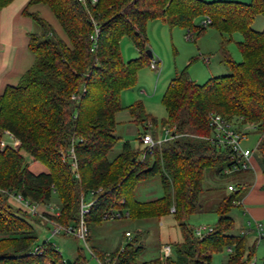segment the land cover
<instances>
[{
  "label": "trees",
  "instance_id": "16d2710c",
  "mask_svg": "<svg viewBox=\"0 0 264 264\" xmlns=\"http://www.w3.org/2000/svg\"><path fill=\"white\" fill-rule=\"evenodd\" d=\"M13 0H0V9ZM47 6L65 33V43L35 13L32 5ZM38 31L29 35L32 66L15 86L0 95V140L8 131L18 141V149H0V264H66L51 244L42 243V255H30L36 245L35 225H45L39 217L15 209L3 193L21 194L34 204L47 203L53 194L60 202L57 221L67 226L77 221L80 198L98 189L87 226L99 224L105 213L128 212V218H160L174 208L182 242L175 245V261L170 264H209L211 254L233 247L228 264H240L245 253L254 256L256 243L246 250L244 238L232 234L229 217L241 192L220 199L215 208L217 221L212 232L196 238L187 225L189 216L203 212L204 174L223 177L229 166V152L219 150L204 138L212 133L209 116L217 114L238 128L252 125L260 135L256 153L264 174V30L251 25L256 16L264 18V0L204 2L201 0H30L22 12ZM210 19L211 27L224 37L220 43L221 63L228 74L202 85L186 74L172 80L163 97L166 112L163 126L170 138L154 148L153 154L131 148L128 142L111 161L107 156L119 139L115 135V115L120 112L121 92L136 83L137 72L149 65L146 54V27L161 21L169 29L201 32L198 19ZM93 23L98 28L94 41ZM238 32L242 61L235 63L226 45ZM131 40L139 52L135 60L124 62L122 38ZM72 97H75L72 100ZM132 122L156 125L140 103L128 107ZM153 135V133H152ZM73 147L78 178L62 163L60 152ZM22 152L43 165L46 173L33 174L25 166ZM158 177L162 197L138 202L135 190L140 182ZM139 249L132 246L111 254L114 264H136ZM103 258V254H97ZM246 258V259H247ZM71 264H85L79 260Z\"/></svg>",
  "mask_w": 264,
  "mask_h": 264
},
{
  "label": "rangeland",
  "instance_id": "374dc122",
  "mask_svg": "<svg viewBox=\"0 0 264 264\" xmlns=\"http://www.w3.org/2000/svg\"><path fill=\"white\" fill-rule=\"evenodd\" d=\"M246 1L248 2L249 0H242V2ZM263 19L262 16H256L253 28L260 26L258 30H263ZM148 23L147 26H149L150 29L148 31L149 41L147 50L151 52L152 58L159 62L160 81L157 86V91L153 94L158 72L154 73L151 71L149 65L144 66L137 72L135 85L124 92V99L126 98V101H123V103H126L127 107L135 103H140L145 114L156 120L157 123L151 130L152 132H157L159 136L161 130H163L164 134L165 130H167V126H163V121L166 120V112L162 105V97L167 89L166 86H168L172 78L184 73L190 80L196 82L198 85H202L211 76L228 74L229 71L225 65L220 63L221 56L219 54V47L223 35L218 33L215 29L207 27L204 31L199 33L193 32L192 38L187 39L186 35L187 32H189L188 30L180 28L169 29L167 26H164V30L161 32L158 28L159 25H161L159 24L161 23L160 21H149ZM201 23L202 21L200 22L199 20L194 21L195 25H201ZM241 39L242 36L238 32L233 33L230 35V41L226 45V51L235 63H240L242 61L241 54L237 47ZM119 47L121 58L125 63L138 57L139 53L130 39L126 37H124V39L122 38ZM120 117L121 116H119V118ZM130 121L132 122V119H130ZM119 122L120 124L117 127L119 132L117 133H120L122 139L117 142L115 147L108 154L107 158L109 161L120 153L123 142H129L134 150L139 149V151H142L143 149L138 141L139 137L136 134L128 133V128L126 127L128 123L126 119H119ZM140 130L142 132L141 128ZM260 138V135L255 131L249 132L246 139L241 143L243 151L250 154L252 151L256 150ZM162 139L164 140L165 136L162 137ZM1 140L7 145L12 143L11 138L4 134H2ZM18 147L19 146L15 147V150L18 149ZM22 155L25 160V166L28 167L30 172L33 174L47 172V169L43 165L34 163L29 155L24 152H22ZM236 174L238 173L216 178L218 184H221L219 191L210 196L206 207L213 208L219 199L231 193L227 191L226 186L228 183L235 181V178L238 176ZM209 175H211L210 172L204 174L205 187L207 186ZM159 182L160 180L158 177L140 182L135 190V198L139 201L147 202L160 198L163 193ZM245 189L246 188L242 189L239 193L237 197L238 201L243 197ZM89 200L90 198L85 195L84 201L88 202ZM8 201L12 207L24 212L17 204L10 200ZM47 205H53L54 211H48L46 209ZM236 210L237 208L233 207L231 209V215L234 214ZM39 211L51 216H54L58 211L60 212L58 196L53 194L47 203L40 204ZM216 221L217 219L214 215L194 214L189 216L185 223L193 230L199 226H214ZM49 229V226H43L42 224L34 226L37 238L36 245H41L48 239V243L56 247L58 254H60L63 260L69 259L71 263H75L79 260L85 264H95L94 259L91 257L82 241L62 234L51 237ZM127 231L131 234V237L128 239L124 237V233ZM181 242L182 236L179 222L175 219L174 215L167 214L160 218L142 220H132L127 217L102 220L99 224H92L89 230V236L86 240V245L97 257V254H103V256L111 255L118 249H123L126 246H132L134 249L138 248L140 253L136 259V264H142L158 259L160 247L166 244L172 247L171 261H175V245ZM246 254L247 253H245L242 260L244 264L246 263ZM229 257L230 254L226 251V248H222L221 251L211 254L210 264H228Z\"/></svg>",
  "mask_w": 264,
  "mask_h": 264
},
{
  "label": "crops",
  "instance_id": "0c3cea01",
  "mask_svg": "<svg viewBox=\"0 0 264 264\" xmlns=\"http://www.w3.org/2000/svg\"><path fill=\"white\" fill-rule=\"evenodd\" d=\"M29 1L30 0H13L9 5L0 9V95L3 94L6 87L15 86L19 82L22 75L32 66L34 62V56L28 49V41H29V35L37 32L38 29L29 17L22 14L23 10L29 4ZM201 1H204V2H216V1L238 2V3H244V4H247L250 2V0L248 2L247 1L242 2V0L241 1L240 0H201ZM28 13L37 14L38 17L44 20L65 43L67 44L69 43L60 24L58 23V21L53 16L52 12L47 6H44L41 4L32 5L28 9ZM198 20L200 22L202 21V19H198ZM254 20H253V23H254ZM263 22H264V19H263ZM253 23L251 27L254 31L262 32L264 30V28L263 30H258L260 29V26H256L257 28H253L254 27ZM159 24L161 25H159L158 28L162 32L164 30V26H167V25L164 24L163 22ZM151 26H156V25H151ZM149 29L150 27L147 26L146 27L147 46H148V41H149L148 40ZM187 33H190V32H187ZM193 34H194L193 32L190 33L191 35L190 38H192ZM186 38H187V35H186ZM138 57H139V54H138ZM137 58H133L131 60H135ZM151 71L155 73L154 70H151ZM224 75L226 74L211 76L210 78H208V80L212 78L221 77ZM174 78H172V80ZM172 80L168 83V86L170 85ZM159 81H160V70L157 73V79L154 84L153 94H155V92L157 91V86H158ZM125 91L126 90L121 92V104H122L123 109L115 115V120H116L115 135L119 140L122 139L120 136V133L119 134L117 133L119 132L117 129L118 125L120 124L119 119L121 120L126 119L128 123V125L126 126L128 128V133L136 134L138 137L141 134L140 128L142 129L143 127V126L136 125L135 123H132L130 121L131 117L128 112V107L126 106V103L125 104L123 103V101H126L125 100L126 98L124 99ZM119 116L121 117L119 118ZM239 129L242 131H246L247 136L249 132L255 131L252 125H242ZM168 135H166V133L164 134L163 130H161L159 136L157 135V132H154L153 137L154 139H157V140H163L162 137L165 136V139H168ZM137 151H139V149ZM251 154L252 156H251L250 161H251L252 168L248 171H244V172H240L236 174L238 176L235 178V181L228 183L226 186V189H227L228 185H233L235 186V190H236L237 185H239L241 189L246 188L244 190L243 197L240 198V204L238 206H234V208H237V210L232 215L230 211L229 217L234 222V230L232 234L244 238L246 250H248L253 244L256 243L254 256L252 258H247L248 257V252H247L246 254L247 259L245 260L246 263L249 260H253L255 264H264V174L262 172L260 159L257 156L256 150L252 151ZM216 178L217 176L212 175V174L208 176L207 186L205 187L204 185V193L202 196L203 212L195 214V215H214L216 219L218 218L215 213V208L218 202L220 201V199L213 206V208L206 207L207 203L209 202L210 196H212L213 194H216L219 191V187L221 184H218V181L216 180ZM159 185L161 188L160 182H159ZM136 200L142 203L147 202V201H139L138 199ZM148 202H151V201H148ZM257 225H260V228H261L260 238L258 237V233L256 230ZM212 226L207 225V227H212ZM244 232H247L245 236L243 235ZM225 248L229 254L233 252V247L231 248L225 247ZM240 264H244V263H240Z\"/></svg>",
  "mask_w": 264,
  "mask_h": 264
},
{
  "label": "built area",
  "instance_id": "2783aa9c",
  "mask_svg": "<svg viewBox=\"0 0 264 264\" xmlns=\"http://www.w3.org/2000/svg\"><path fill=\"white\" fill-rule=\"evenodd\" d=\"M78 1L83 2L84 0H78ZM91 3L92 4L96 3V0H91ZM210 23H211L210 19L205 18L203 19L201 26L207 28L210 25ZM97 33H98V28L95 25V23H93V35L90 38L91 41L95 40ZM190 36H191L190 33H187V38H190ZM149 68L151 70H154L155 72H158L159 62L151 58L149 62ZM74 99L75 97H72V100ZM153 126L154 125H152L151 122L148 121L142 127V132L139 136L140 144L143 147L142 149L143 154L141 159L144 158L145 154L152 155L154 148H156L162 142L170 138V136L168 135L169 132L166 130L165 133L166 135H168V139H164V140L154 139L152 135L153 132L151 130ZM209 127L211 128L212 133L209 137H206L204 139L208 141L216 149L227 150L229 152V166L223 170L222 172L223 176H228L231 174L250 170L252 168L250 161L252 154L245 153L241 147L242 141L247 137V132L240 130L237 127V125L234 124V122H229L217 114H211L209 116ZM3 134L10 137L12 143L10 145H7L1 140L0 149H3L7 146H10L11 148L15 149V147L19 146L18 141H16L8 131H4ZM60 157L62 163L67 164L71 168V170L75 172L74 177L78 178V174L76 173L77 162L73 147L69 148L66 151L60 152ZM227 190L229 192H233L235 191V186L228 185ZM100 191L101 189H98L94 192H90L88 194V197L90 198L88 202L84 201V196L80 198L77 221L74 224H70L67 226H63L57 221V218L60 216L59 211L56 212L54 216H51L44 212L39 211L40 204L32 203L28 199H25L21 194H13L11 192H5V191H3V193L8 197L10 201L17 204L22 210H24V212L29 214L31 217L41 218L44 221L45 225L50 227L49 232L51 237H55L62 234L67 237H73L75 239H78L79 241H82L83 244L86 246V248L89 251V254L94 259L95 264H114L111 255H106L103 258H99L94 253H92V251H90V249L86 245V240L89 236L87 217L90 213L91 206L96 202L95 196ZM233 204L234 206H238L240 204V201H236ZM46 209L52 212L54 211V206L47 205ZM170 213L171 214L174 213L173 207L170 209ZM123 217L128 218L127 211L112 210L105 213L102 217V220L118 219ZM212 229H213L212 227L199 226L193 229V234L196 238H201L203 235L211 233ZM256 230L258 233V237L260 238L261 237L260 225L256 226ZM246 234L247 232L243 233L244 236ZM124 237L127 239L130 238L131 237L130 232L128 231L125 232ZM48 242L49 240L47 239L45 243L49 244ZM42 245L43 244L35 245L29 254L37 255V256L42 255L44 252V247ZM52 247L57 252L56 247L55 246ZM171 256H172V247L166 244L160 247L158 259L142 264H170ZM245 264H255V262L253 260H249Z\"/></svg>",
  "mask_w": 264,
  "mask_h": 264
},
{
  "label": "water",
  "instance_id": "95a60500",
  "mask_svg": "<svg viewBox=\"0 0 264 264\" xmlns=\"http://www.w3.org/2000/svg\"><path fill=\"white\" fill-rule=\"evenodd\" d=\"M146 54L148 55L149 58H152V54L149 50H146ZM66 264H71V261L69 259L65 260Z\"/></svg>",
  "mask_w": 264,
  "mask_h": 264
}]
</instances>
